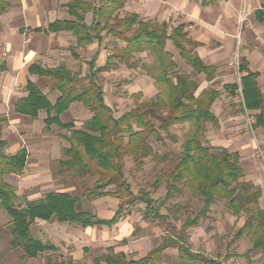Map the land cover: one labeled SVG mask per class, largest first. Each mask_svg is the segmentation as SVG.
<instances>
[{
  "label": "trees",
  "instance_id": "1",
  "mask_svg": "<svg viewBox=\"0 0 264 264\" xmlns=\"http://www.w3.org/2000/svg\"><path fill=\"white\" fill-rule=\"evenodd\" d=\"M13 1L18 0H0V16L8 11ZM128 1L106 0L96 5V0H71L68 10L74 19L51 23L49 32H72L78 47L82 48L95 42L101 45L105 32L113 34L124 45L100 67L96 65L97 52L88 63L89 73L86 76L73 73L64 66L49 68L32 65L29 72L53 79L60 97L52 105L37 85L29 81L26 87L28 96L20 98L15 106L16 112L33 118L41 110H46L48 117L45 122L48 127L58 125L71 130L66 138L69 143L65 149L67 159L62 165L80 178L90 176L95 179L90 195L97 198L116 197L119 200L118 210L111 220H103L90 211L82 210L79 197L59 191H51L37 200L26 198L22 203L16 188L6 181V176L24 174L28 165V150L23 147L14 155L7 154L0 119V207L11 219L8 224L12 235L11 245L22 249L26 257L37 258L45 252L57 250L54 245L34 236L32 226L37 220L55 219L84 228L113 226L124 217L126 206L143 203L146 206L144 219L160 223L165 235L141 259H128L125 253L112 250L105 259L106 264H164V252L170 248L178 250V264H220L204 252L193 250L189 231L208 219L212 207L222 201L234 216L245 215V222L236 238L246 237L250 241L252 248L245 254L246 257L256 252L264 256V208L260 202L262 187L244 180L245 171L238 152H230L225 147H211L204 141L208 124L219 125L213 105L221 93L209 88L198 94L199 82L189 74L176 71L179 64L168 50V43L173 45L181 60L197 74H204L206 80L212 81L216 77V68L206 65L200 58L197 52L199 44L188 36L184 24L176 27H171L167 22L152 24L141 20L138 13L118 18V11ZM88 13L94 15L91 24L86 23ZM144 53L150 57V64H144L140 59L132 61L136 55ZM121 65L130 69L141 65L146 75L154 80L158 93L116 117L115 110L106 102L99 75L119 70ZM5 71L6 65L0 63V77ZM240 71H245L243 64ZM257 77V74L249 72L241 77V84L235 83L228 88L232 92L241 89L244 108L258 111L254 128L264 129V97ZM136 97L140 100L143 94L139 93ZM74 102L82 103L92 113V117L79 128L74 123L64 124L60 119ZM177 125H188V131L179 161L167 176L160 174L153 184L156 189L166 180V199L157 204L146 189L140 190L138 195L133 193L124 176L125 160L131 158L137 170L144 168L148 157L159 163L164 162L166 158L154 152L150 140L163 144V133L171 136V128ZM172 139L176 140V137ZM111 186L116 190H108ZM183 191L191 198L202 200L203 206L193 215L189 213V205L181 206L180 209H185L188 214L178 228L170 222L173 215L162 214L161 208L175 193ZM176 220L179 218L175 216ZM58 264L77 263L62 261Z\"/></svg>",
  "mask_w": 264,
  "mask_h": 264
},
{
  "label": "crops",
  "instance_id": "2",
  "mask_svg": "<svg viewBox=\"0 0 264 264\" xmlns=\"http://www.w3.org/2000/svg\"><path fill=\"white\" fill-rule=\"evenodd\" d=\"M70 1H13L8 11L0 16V46L6 48L9 54L5 60L0 61V63L6 65V71L0 77L2 139L7 143L6 152L9 155L16 154L23 147L28 150V165L26 168L28 176L24 177L22 186L25 184L29 188L39 186L44 188L50 184L53 179L52 172H49L51 170L49 167L50 159L56 160L57 158L59 164L67 159L65 149L69 147V143L66 138L71 134V130L62 129L58 125L48 127L45 122L48 117L46 110H41L35 118L16 112L15 106L18 100L28 96L26 87L29 81L37 85L52 105L60 97V92L57 90L53 79L31 74L29 68L34 64L43 67L64 66L73 73L86 76L89 73V65L82 60L81 51H94L93 53H96L99 50V44L96 45L95 43L85 48L78 47L76 37L72 32L53 33L48 31L49 25L55 21L74 19L68 10ZM152 2L161 5L156 15H153L152 11H134L132 13H138L143 21L155 20L162 23L165 21L167 11H178L182 14L180 24L186 26L188 36L199 44L197 52L200 58L206 65L216 68V77L212 81L206 80L204 74H198L203 76L205 80L200 83L198 94L205 89L214 88L210 87V84L219 79L224 80L223 89L234 94L236 91L232 92L228 86L236 83L234 64L238 56L241 58V65L243 64L245 68L242 73L239 67L241 77L246 76L249 72L257 74L258 87L264 97V0H147L144 3ZM128 3L129 1L126 4L128 5ZM244 11L250 13L251 18H248V22L241 23L239 20L240 17L242 18ZM86 17V23L91 24L89 19L90 17L94 19L93 13H88ZM157 18L158 20H156ZM103 64H105L104 59L100 55L98 67ZM149 79L152 82L141 80V87L147 88V84H154L156 87L154 80ZM156 91L158 93L157 87ZM251 112L255 115L258 113V111ZM84 116L86 118H83ZM91 117L92 113L86 106L80 102H74L60 116V119L64 124L74 123L79 128L83 122ZM54 126L57 129L67 131V134L57 136L58 142L50 139ZM19 130L23 134V139H25L23 145L16 135V131ZM53 144L59 145V153L53 148ZM16 176L8 175L6 181L12 184L9 178ZM56 191L71 194L74 192L70 189ZM106 199L112 201V206L104 205ZM95 201L103 202H98L99 206L97 211L93 212L94 215L103 220H111L115 216L119 206V200L116 197L108 196L98 198ZM36 223H42L39 226L51 223L54 227L56 238H47V242L57 248L53 252L59 250L60 241L63 239L78 238L90 243L91 246L96 244L99 246L106 245L109 254L113 250L115 253H125L127 256L130 246L124 244V242L133 235L132 225L125 221L124 217L113 226L103 225L87 228L78 224L60 223L55 219L51 221L37 220ZM43 241L46 243L44 239ZM84 247L86 248H82V250L77 248L76 253L72 252L71 255L80 254L79 250L84 253L88 246ZM132 247H140L139 249H141L139 244ZM139 249L136 252L141 254L142 252ZM151 250L149 249L146 254L137 259L145 257Z\"/></svg>",
  "mask_w": 264,
  "mask_h": 264
},
{
  "label": "rangeland",
  "instance_id": "3",
  "mask_svg": "<svg viewBox=\"0 0 264 264\" xmlns=\"http://www.w3.org/2000/svg\"><path fill=\"white\" fill-rule=\"evenodd\" d=\"M103 1L106 0H96L95 3L96 5H100ZM146 1L129 0L128 5L126 4L123 9L118 11L117 17H126L134 11H152V14L156 15L161 5L157 2L146 4L144 3ZM170 13H172L173 17L168 21V15ZM181 15L178 11H167L164 22H167L171 27L178 26L181 23ZM248 18H251L250 13L244 11L239 21L245 23L248 22ZM92 21L93 18L90 17L89 22L92 23ZM173 22L175 25L172 24ZM150 23L155 24L159 22L151 20ZM103 35V43L98 46L99 56L96 61L97 66H99L98 60H100V55L103 56L104 63H106L107 58L115 54L124 45L123 41L119 40L113 34L105 32ZM95 44L98 45L97 42ZM167 48L172 51L175 55V60L179 64V68L176 70L177 72L191 75L199 84L205 81L203 76H199L190 66L180 59L178 52L170 42ZM93 52L81 51V55L83 56L82 60L85 61V64L89 63L97 54V52ZM236 58L234 64L235 81L241 84V74L239 71L241 58L238 56ZM136 59H140L144 64L151 63V59L146 53L136 55L132 61ZM146 76L141 65L134 69L121 65L119 70H113L99 75L100 82L104 88L106 102L115 110L116 117L135 108L138 103L150 100L157 95L154 84H147V88L141 87V80L152 82ZM211 84L210 87L212 86L221 92V97L215 102L213 107V112L219 119V125L208 124L204 141L211 147H225L230 152H238L240 154L241 166L245 171L244 180L262 187L263 197L260 202L264 208V130L254 128L255 114L244 108L241 89L234 94L228 91L226 92L223 89V79H219ZM139 93L143 94L140 100L136 97ZM83 118L86 117L84 116ZM54 127L50 139L58 142L57 136L67 134V131L57 129L56 126ZM187 131L188 125H177L170 130L172 137H168L166 133H163L165 138L163 144H158L150 140L154 152L166 158L162 163L154 161L152 157H148L145 160L144 168L137 170L131 158L125 160V180L131 185L134 194L138 195L140 190L146 189L150 193V196L158 202L157 204L166 199V180L156 189L153 188V184L160 174L164 173L167 176L179 161L182 154V144L185 141ZM16 135L23 145L25 143L23 140L25 139L22 137V132L20 130L16 131ZM173 137H176V140L172 139ZM52 146L59 153V145L53 144ZM50 160L49 167L51 170L49 172H52L53 179L47 187L43 188L39 186L29 188L25 184L22 186L24 177L28 176V170H25L22 175L9 178V181L16 188L20 201L23 203L26 198L28 200L41 199L48 192L70 189L74 191L72 194L80 198L82 210L92 213L97 211V207L99 206L98 202L103 201H95L98 198L90 195L95 179L90 176L80 178L74 171L65 169L62 164H59L57 158L56 160ZM108 190L115 191L116 189L114 186H111ZM106 200L104 205L112 206V201ZM186 205L191 207V212L189 213L193 215L202 208L203 201L191 198L185 191L175 193L166 201L165 206L161 208V213L164 215L169 213L173 215L170 222L180 228L182 221L188 214L185 209H180V207ZM145 208L146 206L143 203L129 204L125 208V221L129 222L133 228L132 237L126 239L124 242V244L130 246V249L127 251L128 259H137L143 256L149 249H153L165 235V231L160 223L144 219ZM175 216L179 220L174 221ZM10 221L11 219L7 212L0 207V264H58L62 261L71 260L76 261L77 264H106L105 259L109 256L106 245L99 246L96 244L91 246L90 243H86V241L78 238L63 239L60 241L61 246L57 252H45L37 258H28L24 255L22 249L14 248L11 245L12 235L8 226ZM244 222V214L234 216L227 209L225 202H218L212 207V212L209 214L208 219L202 220L200 226L190 229L189 242L194 251L204 252L209 257L220 262V264H264V256L260 252L252 253L246 257L245 254L251 249V243L246 237L236 238ZM41 224L35 223L32 226V233L35 237L41 240L44 239L46 243H48L47 238H56V235H54L56 231L53 230L54 227L51 223L49 225L39 226ZM76 244L79 245L76 246ZM138 244L141 246V249H139L140 247H132ZM84 246H88L87 250L84 253H81L79 250L80 254H74L73 256H76L74 259L71 253H76L77 248L81 250L82 248H86ZM138 249L141 250V254L136 252ZM163 261L164 264H178V250L174 248L166 250L163 255Z\"/></svg>",
  "mask_w": 264,
  "mask_h": 264
},
{
  "label": "built area",
  "instance_id": "4",
  "mask_svg": "<svg viewBox=\"0 0 264 264\" xmlns=\"http://www.w3.org/2000/svg\"><path fill=\"white\" fill-rule=\"evenodd\" d=\"M171 17H173L172 13H170L168 15V21H170ZM172 24L175 25L174 22ZM174 27H176V26H174ZM8 56H9V54H8V51L6 50V48L0 46V61L5 60Z\"/></svg>",
  "mask_w": 264,
  "mask_h": 264
}]
</instances>
